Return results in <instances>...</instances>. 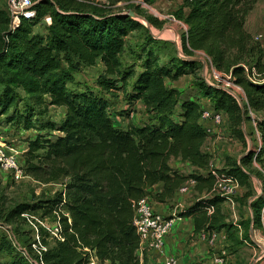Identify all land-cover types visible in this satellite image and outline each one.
Returning <instances> with one entry per match:
<instances>
[{"label": "trees", "instance_id": "1", "mask_svg": "<svg viewBox=\"0 0 264 264\" xmlns=\"http://www.w3.org/2000/svg\"><path fill=\"white\" fill-rule=\"evenodd\" d=\"M256 2L184 0L187 28L182 46L188 56L160 60L142 48L137 71L120 60L124 37L141 26L127 13L103 14L85 9L78 0H40L34 5V19L10 25L8 14L0 11V24L5 27L0 46V117L25 129L37 125L38 130L59 133H38L27 140L23 155L26 173L42 182L65 178L62 189L32 203L16 204L7 212L8 219L39 212L42 218L57 222L53 244L40 251V264H88L92 257L102 264H140L133 202L158 183L162 189L153 196L157 202L170 201L188 179L196 181V189L206 191L214 184L208 168L210 155L202 150L207 134L199 122L200 98L209 99L214 109L225 113L231 134L246 147L238 161L230 160L213 170L234 178L240 186L247 185V166L252 161L264 163V119H255L260 144L249 151L241 126L252 113L264 112V65L259 59L254 65L262 70L259 81L249 80L242 64L232 68L233 81L244 94L240 103L220 82H198V93L186 97L167 80L198 68V62L191 58L197 51L210 57L218 68L228 51H250L245 19ZM47 15L51 18L47 33H34V20ZM97 62L108 75L98 78V92L67 89L75 66ZM19 86L36 97L37 104L63 108L61 121L31 120L32 106H17ZM112 91L121 93L128 103L139 101L147 118L121 127L108 110L107 95ZM121 116H128V111ZM171 158L187 161L196 170L179 172L170 167ZM224 199L220 195L196 198L177 215L192 217L195 232L210 230L216 223L215 210L208 214L207 207L215 209ZM263 204L264 198L250 203L255 221ZM0 248L9 250L11 245L1 239Z\"/></svg>", "mask_w": 264, "mask_h": 264}, {"label": "rangeland", "instance_id": "2", "mask_svg": "<svg viewBox=\"0 0 264 264\" xmlns=\"http://www.w3.org/2000/svg\"><path fill=\"white\" fill-rule=\"evenodd\" d=\"M78 1L82 3L85 9L92 8L91 10H98L103 14L128 13L130 11L135 14V20L141 26L133 28L124 37V50L120 56L123 66L133 67L137 71L140 65V49L142 48L158 55L160 60L171 56H188L182 46V35L187 28L183 22V17L187 12V8L183 6L184 0ZM0 11L8 14L6 0H0ZM248 13L249 15L245 19V28L250 34V47L247 48H251L250 51L241 54L236 53L234 50L228 51L220 68L216 67L211 58L205 53L197 51L191 58L198 62V68H195L192 73L175 80H167L168 85L175 87L186 97H193L198 93V82L203 80L215 84L220 82V86L230 90L241 102L244 99L243 90L234 83L232 68L242 64L247 68L253 67L262 75V70L254 65L257 59L260 60L261 64H264V0H257ZM34 22L32 31L45 35L48 25L44 18L34 20ZM4 28L0 24V46L3 42ZM62 64L67 69L66 64ZM72 76L73 81L67 82L66 87L69 91L74 92H82L85 89L98 92V78L108 77L100 62L93 66H75L72 69ZM16 92L18 108L28 104L34 109V116L31 120L38 118L41 121L51 120L54 123L61 121L64 113L63 108L37 104V98L26 92L21 86L16 88ZM107 97L108 110L112 116H121L122 112L128 111V116L120 121L122 125L135 121L141 123L147 118L139 101L128 103L121 93L115 94L113 91ZM125 119H128V121L126 122ZM255 119H264V112L252 113L250 119L244 124V128L250 131L253 137V143L249 140L250 147L258 146L259 143L255 133ZM38 133L46 136L59 134L57 131L48 129L38 130L37 125L25 129L22 125L6 123L3 116L0 117V148L6 152L8 157L17 162L22 175L14 177L13 173L0 167V240L5 239L11 245L9 250L0 248V264H38L37 259L40 251L53 244V234L51 232L53 231L52 223H54V219L42 218L39 212H25L11 219H8L7 216L9 209L16 204L32 203L38 198L51 196L54 192L61 190L66 181L65 178H60L56 181L42 182L34 175L25 172L23 154L28 149L27 140L33 139ZM48 232L49 235H46ZM42 240L46 242V245L43 244ZM260 263L264 264V257L260 260Z\"/></svg>", "mask_w": 264, "mask_h": 264}, {"label": "crops", "instance_id": "3", "mask_svg": "<svg viewBox=\"0 0 264 264\" xmlns=\"http://www.w3.org/2000/svg\"><path fill=\"white\" fill-rule=\"evenodd\" d=\"M113 117L121 127L128 124L122 125L120 122L125 116L113 115ZM132 123L139 124L136 121ZM244 124L246 122L242 123L241 128L247 149H250V141L253 143V137L251 132L244 128ZM255 133L259 141L256 126ZM202 150L210 155L208 168L213 170L224 167L230 160L238 161L246 147L231 134L227 121L222 128L205 137ZM169 165L184 174L196 170L187 161L179 158H171ZM247 170L249 171L247 185H233L225 199L215 205L216 223L213 228L195 232L192 217H180L174 220L172 229L158 247L146 242L139 244L136 254L140 264H165L170 256L176 257L179 264H261L260 260L264 257V204L260 209V218L255 221L254 210L250 203L256 198H264L262 184L264 163L252 161L247 166ZM198 171L202 172L201 169ZM184 184L187 191L181 192L177 189L168 202H157L153 197L161 191V183L150 187L147 196L152 200L155 210L164 217H171L177 204L186 206L194 199L207 194L205 188H195L196 182L186 180ZM54 223L52 226L55 225ZM88 264L102 263L94 257Z\"/></svg>", "mask_w": 264, "mask_h": 264}, {"label": "built area", "instance_id": "4", "mask_svg": "<svg viewBox=\"0 0 264 264\" xmlns=\"http://www.w3.org/2000/svg\"><path fill=\"white\" fill-rule=\"evenodd\" d=\"M39 1L40 0H6L7 11L10 17V25L17 24L21 19H34L36 17L34 5ZM44 20L46 24H50L51 22V18L48 15L44 17ZM257 38L259 37L257 36ZM242 66L249 80L259 81L263 79L262 75H260L253 67L247 68L244 65ZM225 89L228 90L227 88ZM228 91L231 92L230 90ZM199 101L201 103L199 122L203 126L206 134L211 135L227 122L226 115L223 111L214 109L209 99L204 97L200 98ZM0 167L13 173L14 177L22 176L17 162L8 157L2 148H0ZM211 172L214 175V184L203 197L220 195L225 198L231 187L238 184V182L230 176L219 175L214 170H211ZM188 180L192 183L196 182L194 179ZM178 189L181 192H186V184L183 183ZM184 207L185 206H181V204H177L173 215L171 217H164L155 210L152 200L147 195H144L134 201L132 223L139 237V242H146L153 247H158L162 243L163 238L172 229L174 220L180 218V216L177 215V212L182 210ZM213 210V206L207 207L208 214H211ZM54 222L55 225L52 227L53 231L51 232L53 235H55L57 231V222ZM38 264L40 263L38 262ZM165 264H179V261L176 257L170 256L166 259Z\"/></svg>", "mask_w": 264, "mask_h": 264}, {"label": "water", "instance_id": "5", "mask_svg": "<svg viewBox=\"0 0 264 264\" xmlns=\"http://www.w3.org/2000/svg\"><path fill=\"white\" fill-rule=\"evenodd\" d=\"M131 18L135 19V14L133 12H128L127 13ZM204 69V68H203ZM238 102L240 103V101L238 100ZM247 151H249V148L247 149Z\"/></svg>", "mask_w": 264, "mask_h": 264}]
</instances>
